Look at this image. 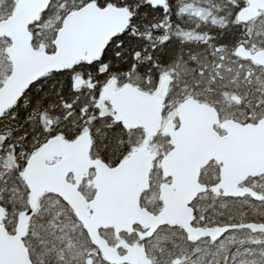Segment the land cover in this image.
<instances>
[{"label": "snow or ice", "instance_id": "1", "mask_svg": "<svg viewBox=\"0 0 264 264\" xmlns=\"http://www.w3.org/2000/svg\"><path fill=\"white\" fill-rule=\"evenodd\" d=\"M0 264H264V0H0Z\"/></svg>", "mask_w": 264, "mask_h": 264}]
</instances>
